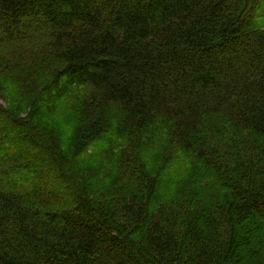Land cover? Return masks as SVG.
Returning <instances> with one entry per match:
<instances>
[{"label":"trees","instance_id":"obj_1","mask_svg":"<svg viewBox=\"0 0 264 264\" xmlns=\"http://www.w3.org/2000/svg\"><path fill=\"white\" fill-rule=\"evenodd\" d=\"M264 0H0V264H264Z\"/></svg>","mask_w":264,"mask_h":264},{"label":"rangeland","instance_id":"obj_2","mask_svg":"<svg viewBox=\"0 0 264 264\" xmlns=\"http://www.w3.org/2000/svg\"><path fill=\"white\" fill-rule=\"evenodd\" d=\"M257 26H258L259 28H261V29L264 30V20L259 19V20L257 21Z\"/></svg>","mask_w":264,"mask_h":264}]
</instances>
